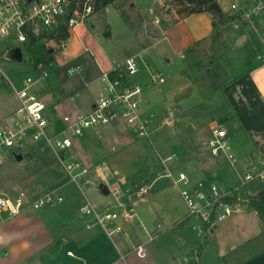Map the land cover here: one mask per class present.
<instances>
[{"label":"crops","instance_id":"crops-1","mask_svg":"<svg viewBox=\"0 0 264 264\" xmlns=\"http://www.w3.org/2000/svg\"><path fill=\"white\" fill-rule=\"evenodd\" d=\"M223 2L219 1L226 11ZM260 23L264 27V19ZM79 26H85V23L71 30L69 40ZM86 28L85 33L92 35L95 41L91 47H85V52L89 51L93 56L97 72L93 75L94 81L98 77L101 83V71L108 70L112 60H125L130 55L111 57L110 48L99 46L101 36H95L91 29ZM212 34V17L208 12L177 16L165 27L155 25L145 31L142 40L147 39L149 43L143 45L142 51L149 53V49L164 42L167 45L162 47L163 50L184 58L188 47L209 39ZM240 39L252 41L257 53L262 49L255 35L242 34ZM57 77L60 83L50 91L53 101L44 102L49 121L54 106L71 98L75 92L79 93L74 107L64 115L89 112L95 98L91 99L81 91L83 89L77 91L81 85L78 87ZM187 87L183 86L179 92ZM72 88L73 92L70 91ZM33 91L40 97L38 86ZM223 96L229 103L226 115L234 123V129L249 133L244 144L248 156L264 164V62L257 58L248 62L247 67L223 88ZM62 127L63 124L54 131ZM120 132V124L117 123L90 128L82 137L75 138V149L91 168L88 175L82 176L80 184L62 174L65 170L52 168L50 156H54L49 151L42 152L36 145L26 150L27 160L31 159L34 165L45 168L19 179L15 196L24 190L31 198H36L54 190L64 200L22 212L10 219L0 217V264H264V242H258L264 237V220L251 205L242 203L239 210L219 222L216 229L201 231V219L189 213L180 193L181 186H176L166 176L170 172L176 178L180 171H184L192 182L211 180L192 179L185 171V167L190 166L188 163L162 164L157 161L144 174L142 181L136 182L126 172L120 174L115 170L116 175H113L102 161V151H105L106 143L109 145L128 133L121 135ZM191 162L194 165L197 161ZM116 184L120 188L114 196L109 187ZM143 187L150 190L146 196L139 197L137 193ZM257 192L235 187L234 192L224 193L244 195ZM87 203L102 211L117 213V218L104 228L82 212Z\"/></svg>","mask_w":264,"mask_h":264},{"label":"rangeland","instance_id":"rangeland-1","mask_svg":"<svg viewBox=\"0 0 264 264\" xmlns=\"http://www.w3.org/2000/svg\"><path fill=\"white\" fill-rule=\"evenodd\" d=\"M230 1L223 2L227 13ZM112 5L115 8L110 6L107 12L109 38L103 35L105 29L95 16L86 21L85 26H79L70 40L60 44L49 37L51 32L37 37L36 54L50 60V63L43 67L49 76L33 87L35 89L38 86V93L43 102L48 104L53 101L50 91L60 83L57 75L65 82H72L78 87L81 85L77 91L83 89L81 91L91 99L102 91L103 85L97 80L98 77L95 81L93 79V75L97 73L93 56L89 51L85 52V47H91L95 41L92 35L85 33L84 27H87L86 29H91L95 36H101L99 46L110 48L111 57L141 53V111L153 115V123L144 135L119 123L121 135L124 132H128V135L112 141L109 145L106 143L105 151H102V161L108 165L113 175H116L115 170L120 174L126 172L131 180L136 182L139 179L142 181L144 174L153 164H157V161L162 164L188 163L190 166L185 167V171L192 179L209 178L223 193L234 192L235 187H242L243 191L251 193L260 191L264 180L258 174L264 171V164L248 156L244 144L245 137L246 140L249 139V133L246 134L243 129H234V123L226 115L229 103L223 96V88L257 56V49L252 41H240L242 34L255 35L254 29L237 28L229 21L218 29V33L196 45V51L187 61L186 55L183 58L180 54L163 50L162 47L167 45L164 42L149 49V53L142 51L143 45L149 43L147 39L142 40L145 31L155 25L165 27L174 22L177 16L181 17L183 14L179 10L186 7L184 0H118ZM9 45H21L24 52L22 63L3 58ZM32 51V43H18L13 31L0 42V125L6 123L19 103L10 80L20 89L25 78L40 77L41 70L34 63ZM73 68L77 71L71 75L69 70ZM148 70L158 77H163L165 81H154ZM186 85L189 87L179 92ZM73 88L70 91L73 92ZM78 93L75 92L71 98L54 106V110L50 112L51 132L64 123V113L73 109ZM219 126L230 132L229 140L238 159L234 165L223 156H213L208 148L207 142L212 135V129ZM112 148L114 151H111ZM50 157L52 159L49 164L53 163L52 168L64 170L54 157ZM4 160L5 163L0 166V192L5 191L11 196H15V191L19 188V179L45 168L34 165L33 161L27 158L18 162L9 154L4 156ZM194 160L198 163L193 165L191 161ZM247 173L255 177L245 181ZM242 203L248 204L245 200ZM258 242H264V237Z\"/></svg>","mask_w":264,"mask_h":264},{"label":"built area","instance_id":"built-area-1","mask_svg":"<svg viewBox=\"0 0 264 264\" xmlns=\"http://www.w3.org/2000/svg\"><path fill=\"white\" fill-rule=\"evenodd\" d=\"M72 3L73 0H0V42L12 31L15 32L18 43L31 42L33 36L37 38L54 32L64 16H69L71 31L79 24L85 23L93 11L89 0L83 10L74 9ZM229 14L234 16L232 22L237 28L254 29L262 45L256 58L264 62V27L260 23L264 19V0H231ZM13 46L21 45H9L7 49ZM141 60L140 54L125 60H112L111 67L101 72L103 89L96 95L90 111L64 115L63 127L53 132L50 130V121L46 114L47 106L33 91L35 84L49 76L47 70L42 69L37 79L25 78L20 89L8 78L19 103L6 123L0 125V166L4 163L5 153L13 158L14 153L22 154L24 159L27 158L26 150L36 145L42 152L52 153L70 179L80 184L82 176L88 175L90 168L75 149V138L82 137L90 128L116 123L124 124L140 135L147 134V128L153 123V115L141 111ZM76 71L73 68L69 73L72 75ZM148 73L154 81H165L151 70H148ZM207 145L213 156H223L233 165L237 162V154L224 127L212 129ZM258 175L264 180V171ZM166 176L170 177L176 186H181L180 193L189 213L198 215L201 219V231L216 229L219 222L238 211L244 201L242 195L223 193L211 180L200 179L192 182L184 171H180L176 178L170 172ZM254 177L255 175L247 173L245 181ZM119 188V184L109 187L114 195L119 192ZM149 190V187H143L137 194L144 197ZM63 200L54 190L36 198H31L24 190L14 197L0 192V217L10 219L22 212L52 206ZM82 212L104 228L117 218V213L102 211L92 203L84 205Z\"/></svg>","mask_w":264,"mask_h":264},{"label":"trees","instance_id":"trees-1","mask_svg":"<svg viewBox=\"0 0 264 264\" xmlns=\"http://www.w3.org/2000/svg\"><path fill=\"white\" fill-rule=\"evenodd\" d=\"M87 1L88 0H73V8L83 10L84 5ZM116 1L118 0H89V3L93 7V11L88 16L87 22L90 18L95 16L99 24L105 29L103 31V35L106 38L110 37V27L107 21V8L110 5L114 4ZM219 1L220 0H184V2H186V7L183 10H179V12H181L183 15L208 12L212 17L213 36L215 33H218V29L220 27L224 26L227 22L234 19V16H231L229 13L223 10ZM49 37L58 44L68 40L71 37L69 16L62 17L60 24L57 26L54 32L50 34ZM31 43L33 45L32 57L34 63L36 67L42 70L44 66L50 63V60L42 58L36 54L35 45L38 43V38L33 36L31 39ZM199 43L200 42H197L185 50V55L188 56L187 61L190 60V57H192V54H194V52L196 51V45H198ZM136 138H138V136ZM243 198L248 202L249 205H251L255 209L257 215L262 220H264V187L256 194H244Z\"/></svg>","mask_w":264,"mask_h":264},{"label":"water","instance_id":"water-1","mask_svg":"<svg viewBox=\"0 0 264 264\" xmlns=\"http://www.w3.org/2000/svg\"><path fill=\"white\" fill-rule=\"evenodd\" d=\"M3 58L22 63L24 61V52H23L22 47L14 46V47L8 48L4 52ZM14 156L18 162H21L23 160L22 154L14 153Z\"/></svg>","mask_w":264,"mask_h":264}]
</instances>
